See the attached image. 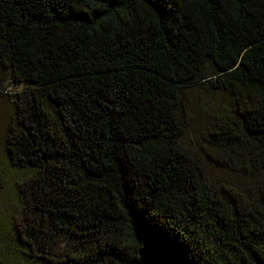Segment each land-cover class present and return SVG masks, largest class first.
Wrapping results in <instances>:
<instances>
[{
  "label": "trees",
  "instance_id": "1",
  "mask_svg": "<svg viewBox=\"0 0 264 264\" xmlns=\"http://www.w3.org/2000/svg\"><path fill=\"white\" fill-rule=\"evenodd\" d=\"M4 77L6 264H264V0H0Z\"/></svg>",
  "mask_w": 264,
  "mask_h": 264
},
{
  "label": "rangeland",
  "instance_id": "2",
  "mask_svg": "<svg viewBox=\"0 0 264 264\" xmlns=\"http://www.w3.org/2000/svg\"><path fill=\"white\" fill-rule=\"evenodd\" d=\"M0 85V264H6L11 256L15 257L13 262H18L15 252L12 255L11 251L8 249V244L12 240V231L10 229L11 218H17L16 214L19 202L14 184L16 180L20 179V173L18 170L11 167L7 160H4L3 138L6 123L9 117L14 113L12 95L10 96L9 94H12L15 90L19 89V87L11 84L5 77L0 80ZM188 116V119L192 120V126L200 121L196 112L190 113ZM194 130L195 128L192 127L187 129L184 145L196 151L197 145L193 143ZM205 168L209 174H212L216 169L208 161L205 163ZM216 172L220 173L218 169Z\"/></svg>",
  "mask_w": 264,
  "mask_h": 264
}]
</instances>
